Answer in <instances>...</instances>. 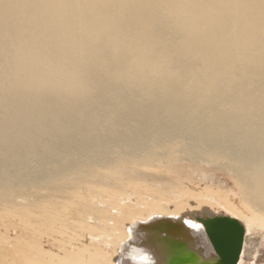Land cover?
<instances>
[{"label":"bare ground","instance_id":"obj_1","mask_svg":"<svg viewBox=\"0 0 264 264\" xmlns=\"http://www.w3.org/2000/svg\"><path fill=\"white\" fill-rule=\"evenodd\" d=\"M189 156L230 177L133 178ZM101 180L104 199L214 200L241 224L236 264H264V0H0V209L32 229L19 264L209 257L191 215L138 219L118 252L99 246L109 231L68 214Z\"/></svg>","mask_w":264,"mask_h":264},{"label":"rangeland","instance_id":"obj_2","mask_svg":"<svg viewBox=\"0 0 264 264\" xmlns=\"http://www.w3.org/2000/svg\"><path fill=\"white\" fill-rule=\"evenodd\" d=\"M150 172H152L151 175L139 173L137 174L138 176L133 175V178L146 179L147 177L149 180H151L150 178H156L159 180L158 184L161 185L166 184L167 179L170 180L172 177L188 176L189 179L202 178V181L196 183L203 187L204 182L208 179V175L225 179L230 177L227 169L220 163L216 161L206 162L194 156L183 159L179 158L171 162L153 163ZM201 175L204 176L201 177ZM203 178H205L204 182ZM108 184V181L101 180L94 185L82 186L77 195L81 203L71 208L72 212L68 216L72 223L91 224L92 229L95 231L100 230L99 228L108 230L109 233L103 234L105 236L103 238L95 236L96 243L103 248L111 246L117 252L123 241L120 233L127 230L128 226L138 219H147L152 215L158 214L186 218L193 213L201 212L202 209H205L208 213H225L230 215L224 207L214 200L183 193L177 194L173 198L163 199L159 202L158 207L150 206L146 197L137 196L136 194V196L130 194L127 198L117 195L118 189H112L108 193V196H106L108 198L104 199L98 194V187H109ZM233 189L238 194L237 188L234 187ZM143 199H146L144 204L142 203ZM101 201H104V203H101ZM9 212L8 210L0 209V264H19L18 252L20 245L22 241H28L32 229L26 227L24 224H18V220H21V217ZM91 220L95 222L92 223ZM103 224L108 226V228H105ZM34 229L37 233L55 239V237L51 236L52 233L41 228L39 224L38 226L34 224ZM53 245L55 246V244ZM115 254L116 251L113 253L107 251L106 262L112 264ZM40 256L42 257V255Z\"/></svg>","mask_w":264,"mask_h":264},{"label":"water","instance_id":"obj_3","mask_svg":"<svg viewBox=\"0 0 264 264\" xmlns=\"http://www.w3.org/2000/svg\"><path fill=\"white\" fill-rule=\"evenodd\" d=\"M191 220L201 224L200 234H205L210 241L206 249L210 252L206 260L189 264H236L238 259L240 245L242 240V227L239 221L229 215L223 213H193ZM205 219L217 220L216 222H224L235 227L236 232L230 233L227 229L226 237L221 228L211 227L212 221H204ZM176 220H181V217ZM231 230V229H230Z\"/></svg>","mask_w":264,"mask_h":264},{"label":"snow or ice","instance_id":"obj_4","mask_svg":"<svg viewBox=\"0 0 264 264\" xmlns=\"http://www.w3.org/2000/svg\"><path fill=\"white\" fill-rule=\"evenodd\" d=\"M185 224L187 225V227H189L190 229H193L195 231H199L201 229V225L196 224V223H192L191 221H185ZM211 227H219V228H221L224 236L226 237L227 228H228L226 223H224V222H214L213 225H211Z\"/></svg>","mask_w":264,"mask_h":264}]
</instances>
